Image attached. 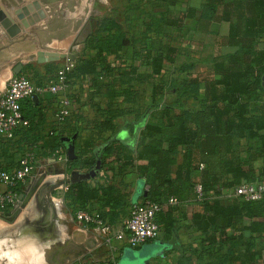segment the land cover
<instances>
[{"label": "trees", "instance_id": "obj_1", "mask_svg": "<svg viewBox=\"0 0 264 264\" xmlns=\"http://www.w3.org/2000/svg\"><path fill=\"white\" fill-rule=\"evenodd\" d=\"M234 2L240 5L238 0H204L199 20L205 26L222 20L224 11L217 12ZM244 2L246 17L229 29V51L215 56L203 73L188 72L194 63L169 70L180 52L172 40L187 32L183 18L192 17L194 9L173 15L168 0H153L152 7L160 9L150 13L144 32L155 38L137 49L121 25L104 16L82 42L88 55L79 56L68 75L70 82L74 77L86 78L91 93L105 99L103 105H92L100 117L91 121L94 136L75 145L76 157L67 159L69 168L86 172L97 161V173L107 167L122 175L129 168L143 181L142 201L164 203L175 198L177 202L161 210L156 221L165 237L183 220L186 228L200 233L199 245L192 251L199 259L195 264H264V193L258 200L232 195L242 182H264V46L259 43L264 36V0ZM135 58L142 62L137 64ZM141 66L146 68L144 73ZM165 70L169 76L164 80ZM142 83L150 85L147 104L139 93ZM37 100L38 96L22 102L29 126L1 143L0 166L10 168L5 145L11 143L23 155L42 140L39 129L44 113ZM129 115L134 118L128 120ZM117 118L123 119L121 125ZM81 130V125H74L66 135L77 132V141ZM119 130L129 136L119 138ZM64 136L48 134L43 143L52 152H65ZM196 185L201 188L200 197ZM63 196L72 214L87 209L92 201L108 208L124 205L129 210L131 205L112 184L93 185L90 180L68 184ZM187 201L196 202L199 210L176 218L180 204ZM0 211L9 214L7 209Z\"/></svg>", "mask_w": 264, "mask_h": 264}, {"label": "crops", "instance_id": "obj_2", "mask_svg": "<svg viewBox=\"0 0 264 264\" xmlns=\"http://www.w3.org/2000/svg\"><path fill=\"white\" fill-rule=\"evenodd\" d=\"M238 1L240 4L238 7L236 2L225 4L222 10L217 12L220 15L224 11L225 17L222 20L210 21L205 26L204 22L199 20L201 4L204 0H168L173 15L189 7L194 9L192 17L183 18L187 32L182 38L172 40V44L179 51H190L193 57L203 60L210 66L215 56L229 51L228 34L231 25L243 22L246 17L243 12L245 0ZM17 2L18 0L12 1V8L7 2L0 0V92L10 77V69L12 72L15 69L18 72H26L25 69L32 71L34 68L45 80L54 75L53 72L47 76L45 70L46 65L53 66L52 60L39 61L40 52L45 50L40 49L41 39L38 30L32 27L21 30L19 23L16 22L17 19L13 18V9L19 8L16 6ZM259 41L260 46H264V36ZM25 47L28 49L25 50ZM32 62H36L41 71L38 72L39 68L33 67L30 64ZM26 63L28 64L25 65ZM18 65L21 66L18 68ZM70 83L73 100L69 115L62 121L55 116L57 109L54 97L47 92L38 96L37 102L40 103L44 113V122L39 129L42 140L37 142L38 147L34 149L36 156L34 171L19 191V204L11 213L9 218L11 220L0 219V264H77L87 259L116 261L119 264H195L192 251L198 247L201 235L194 229L186 228L184 226L186 220L176 222L174 231L169 237H165L160 231L156 238L137 247H130L125 239L111 238L107 241L95 229L85 228L74 219L63 193L71 173L83 172V170L70 169L67 158L56 151L52 152L44 143H47L48 134L61 133L67 136L74 125L82 127L75 145L81 139L94 136L91 121L100 117L92 105H103L105 99L91 93L86 78L74 77L71 78ZM148 100L149 96L143 103L147 104ZM127 117L128 120L134 118L133 115ZM108 134L109 132H105L103 135ZM117 134L122 139L129 136V133L123 130H119ZM241 144H245L244 139H241ZM4 147L7 155L10 156L5 162L11 168L21 154L16 152V148L11 147V143ZM0 149L3 151V144ZM260 165L261 160H258L256 166ZM90 182L93 185L112 184L119 193L124 194V202L128 205L142 201L140 195L145 189L143 181L129 168L122 175H117L105 167L90 179ZM167 207L168 205H165L162 211ZM87 209L103 214L116 228H119L128 213V206L108 208L95 201L89 202ZM197 210L199 205L196 202L187 201L180 204L174 216L189 217Z\"/></svg>", "mask_w": 264, "mask_h": 264}, {"label": "built area", "instance_id": "obj_3", "mask_svg": "<svg viewBox=\"0 0 264 264\" xmlns=\"http://www.w3.org/2000/svg\"><path fill=\"white\" fill-rule=\"evenodd\" d=\"M73 69V62L64 61L54 70V75L42 84L36 82L24 72L10 76L4 89L0 92V144L15 137V132L29 126V121L23 115L22 102L49 93L54 97L56 118L62 121L69 115L72 104V88L68 75ZM66 159L62 150H56ZM35 151L28 150L11 168L0 166V208L7 209L11 214L19 204V189L30 179L35 167ZM67 188V186H66ZM65 188V189H66ZM197 197L201 196V188L196 185ZM264 193V182H242L233 189L232 195L243 200H258ZM175 198L170 197L164 203L143 200L132 203L126 218L119 228L113 226L107 218L98 212L88 209H77L74 219L85 228H93L107 241L125 239L130 247L154 239L160 233L156 215L165 205L175 204ZM2 214L3 212L0 211ZM77 264H119L116 261L83 260Z\"/></svg>", "mask_w": 264, "mask_h": 264}, {"label": "rangeland", "instance_id": "obj_4", "mask_svg": "<svg viewBox=\"0 0 264 264\" xmlns=\"http://www.w3.org/2000/svg\"><path fill=\"white\" fill-rule=\"evenodd\" d=\"M13 8L12 1L15 0H3ZM34 0H18L17 7H28L33 5ZM39 2V8L43 12V16L39 17L40 20L36 21L32 25L24 26L16 15L14 10L12 11L13 18L18 22V26L21 30L29 29L32 27L39 33L41 44V50L47 51H59L61 53H77V57L88 55V51L82 50V40L93 29L95 23L102 17L106 16L112 18L121 25L125 35L133 40L134 46L139 49L143 47L144 41L155 38L153 34H145L146 23L149 21V16L152 11L159 10L160 8H153L151 3L153 0H37ZM11 2V3H10ZM12 4V5H11ZM35 6L28 8V16L35 18L38 13V9ZM33 9V10H32ZM35 14V16H34ZM24 18H27L25 15ZM147 36V37H146ZM157 40H154V44ZM147 45V44H145ZM28 47H25V50ZM190 51L181 50L174 61V64L170 67V71L176 69L178 66L185 65L187 63H194L195 66L188 70L190 74L195 75L197 73H203L209 69V65L203 60H199L193 57ZM136 63L142 62L140 58H135ZM65 59L52 60V64H48L45 67L47 76L51 75L54 70L60 66ZM200 61V62H199ZM35 63V64H34ZM26 63L25 65H27ZM33 67L39 68L36 62L30 63ZM146 68L140 67V71L144 73ZM24 72L27 76L33 80L40 79L41 76L33 68L32 71L25 69ZM41 71L40 68L37 70ZM20 73V72H18ZM12 72L10 69V76L18 74ZM169 71L165 70L162 79H167ZM139 87V93L143 97H148L150 93V85L148 83H142ZM102 98L103 96H97ZM147 101V99H143ZM144 104V103H143ZM142 104V105H143ZM128 118V117H127ZM129 119V118H128ZM122 118H117V125H121ZM76 141V140H75ZM80 141V140H79ZM205 257H200L201 261H204ZM196 262L199 261L195 256L193 258Z\"/></svg>", "mask_w": 264, "mask_h": 264}, {"label": "water", "instance_id": "obj_5", "mask_svg": "<svg viewBox=\"0 0 264 264\" xmlns=\"http://www.w3.org/2000/svg\"><path fill=\"white\" fill-rule=\"evenodd\" d=\"M33 6H35L36 8H39V2L37 0H34L33 5H28V7H26V8L19 7V8L14 10V14L16 15V17L19 20H21V22L24 26L34 24L36 21L40 20L39 17L43 16V12L39 8L38 9L39 14L37 16H35V14H34L35 18L29 17L28 16V8H31ZM25 15H27V18H24ZM39 55H40L39 61L65 59L66 61L74 62L75 58L77 57V53H61V52H57V51L40 52ZM42 56H46V57L43 58ZM20 66L21 65H18V68ZM14 72L18 73L17 69H15ZM262 85L264 86V74L262 76ZM33 99H37V96H34ZM76 137H77V132L73 133L69 137L64 136L61 138V140L63 141V144L65 146V152H66L67 159L72 160L73 158L76 157V155H75ZM98 169H99V161H97L94 168H92L89 171H86V172L73 171L71 173L69 179L66 181V183L70 184V183H75V182H79V181H88L97 175ZM10 217H11V214H2L0 212V219L9 221V220H11V219H9Z\"/></svg>", "mask_w": 264, "mask_h": 264}]
</instances>
